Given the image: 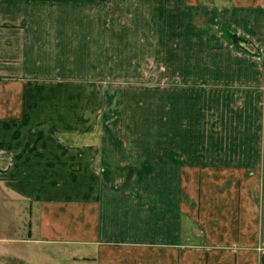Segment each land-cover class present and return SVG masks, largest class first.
<instances>
[{"label": "crops", "instance_id": "crops-1", "mask_svg": "<svg viewBox=\"0 0 264 264\" xmlns=\"http://www.w3.org/2000/svg\"><path fill=\"white\" fill-rule=\"evenodd\" d=\"M155 57L173 75L156 105ZM113 84L139 97L111 147ZM12 219L114 264H264V0H0V230Z\"/></svg>", "mask_w": 264, "mask_h": 264}, {"label": "rangeland", "instance_id": "rangeland-1", "mask_svg": "<svg viewBox=\"0 0 264 264\" xmlns=\"http://www.w3.org/2000/svg\"><path fill=\"white\" fill-rule=\"evenodd\" d=\"M92 1H107V0H92ZM105 15L108 18L114 17V9L110 8L105 11ZM159 58L155 57L151 60L149 64L150 70L145 72L143 83L152 87V90L147 91L144 94L150 102L157 104V100L159 98V83L164 85V87L171 86V79L173 75L169 74V71H165L164 68L159 64ZM122 86L114 87L113 85H109L108 89L103 90L100 94L103 101L102 105V113L105 117V132L107 135V146L114 147V129H118L116 124L114 126V115L120 114H133L132 106L130 111L126 112L128 108L127 103H132V100L139 97V95L132 94L131 91L127 90L126 87H123L125 84H121ZM169 91V90H168ZM172 92L174 90L172 89ZM203 91L199 90L197 93H200V97H207L208 94L202 93ZM167 93V92H166ZM187 93V91H186ZM209 93H214L209 92ZM168 97H170V94ZM218 96V95H217ZM129 99V102H128ZM151 110H155V107H148ZM157 109V107H156ZM218 110L219 107H216ZM216 110V111H217ZM139 112V111H138ZM155 112V111H153ZM137 113V112H135ZM123 126L120 128L123 129ZM119 128V129H120ZM125 128V127H124ZM154 128V125H153ZM118 129V130H119ZM217 132L220 130V124H216L214 127ZM123 143H126L127 140L122 139ZM146 140V139H140ZM116 141V139H115ZM114 156V154L112 155ZM103 175L105 178L110 180V183L114 184V164H110L106 171H104ZM11 232H5L4 230H0V239L4 240L8 239L7 243L12 248H8V254L6 258H0V264H114V252L104 251H94V250H86L85 253H81L73 248V246L69 245H38L33 242V236L31 233H28L27 230L20 227L18 220L12 219ZM1 229V227H0ZM4 257V256H3ZM16 259V260H15Z\"/></svg>", "mask_w": 264, "mask_h": 264}]
</instances>
